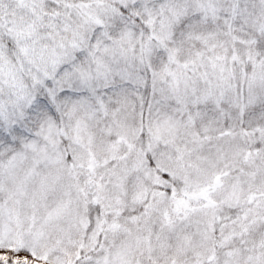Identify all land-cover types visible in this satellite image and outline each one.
<instances>
[{
  "label": "snow or ice",
  "instance_id": "snow-or-ice-1",
  "mask_svg": "<svg viewBox=\"0 0 264 264\" xmlns=\"http://www.w3.org/2000/svg\"><path fill=\"white\" fill-rule=\"evenodd\" d=\"M0 264H264V0H0Z\"/></svg>",
  "mask_w": 264,
  "mask_h": 264
}]
</instances>
